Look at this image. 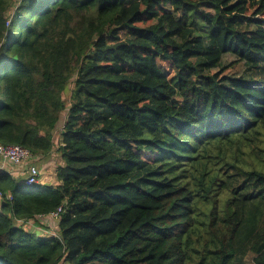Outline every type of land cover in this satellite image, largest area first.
Returning <instances> with one entry per match:
<instances>
[{"label":"trees","instance_id":"obj_1","mask_svg":"<svg viewBox=\"0 0 264 264\" xmlns=\"http://www.w3.org/2000/svg\"><path fill=\"white\" fill-rule=\"evenodd\" d=\"M65 112L0 264H264V0H0V145L41 167Z\"/></svg>","mask_w":264,"mask_h":264},{"label":"rangeland","instance_id":"obj_2","mask_svg":"<svg viewBox=\"0 0 264 264\" xmlns=\"http://www.w3.org/2000/svg\"><path fill=\"white\" fill-rule=\"evenodd\" d=\"M69 99L70 96L66 97V100L68 101L69 104ZM66 113L65 112L60 119V122L58 123L56 130L54 132V142L56 145V150H54L52 159L45 163V167H39L40 171L42 173V178H41V183H45V185H50V186H55L57 181V177H56V168L59 165H62V159L61 156L58 152V147H59V143L61 141V136H62V132H63V128H64V123H65V119H66ZM30 164H34L37 165V163L34 161V159H32V161L30 162ZM38 166V165H37ZM12 167H15L16 171L17 170H27L28 165L27 164H23L21 166H14L12 164ZM40 183V184H41ZM26 229L32 230V231H37V233L39 234V232L47 236H51L53 234H57V230H58V221L56 220H46V219H39L38 221H30L26 226ZM247 243V239L243 238L240 242L241 247L244 246ZM60 264H66L64 262L60 263ZM242 264H253L251 263V261L249 259H246V256L243 259Z\"/></svg>","mask_w":264,"mask_h":264},{"label":"built area","instance_id":"obj_3","mask_svg":"<svg viewBox=\"0 0 264 264\" xmlns=\"http://www.w3.org/2000/svg\"><path fill=\"white\" fill-rule=\"evenodd\" d=\"M0 158H2L4 163H11L14 166H21L23 164H27V165L29 164L27 168V177L25 178L26 185L32 186L40 182L42 178V173L36 165L30 164L33 158L28 149L23 148L21 146L0 145ZM5 200H10V201L13 200V195L11 193L4 194L2 190H0V206L5 202ZM60 212H61V208L58 209L56 212L50 214L49 217L52 220L59 221ZM39 218L43 219L45 217H39ZM51 236H56V234H53Z\"/></svg>","mask_w":264,"mask_h":264},{"label":"crops","instance_id":"obj_4","mask_svg":"<svg viewBox=\"0 0 264 264\" xmlns=\"http://www.w3.org/2000/svg\"><path fill=\"white\" fill-rule=\"evenodd\" d=\"M42 167H45V163H43V165L41 166V168ZM0 169H1L0 170V175H2V174H10L12 176H20L22 178H25L27 176V173H26L27 170H23L22 171V170L19 169V170L16 171L15 167H12V164L11 163H4L3 160H2V158H0ZM41 184H44L45 185L44 182L41 183ZM39 234H42V233L39 232Z\"/></svg>","mask_w":264,"mask_h":264}]
</instances>
